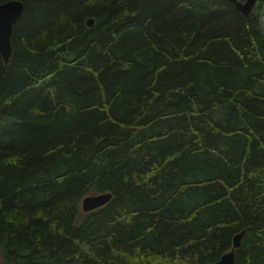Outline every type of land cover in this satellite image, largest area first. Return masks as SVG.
Returning a JSON list of instances; mask_svg holds the SVG:
<instances>
[{
  "label": "trees",
  "instance_id": "1",
  "mask_svg": "<svg viewBox=\"0 0 264 264\" xmlns=\"http://www.w3.org/2000/svg\"><path fill=\"white\" fill-rule=\"evenodd\" d=\"M22 1L0 53L1 263L213 264L244 230L234 264H264L255 11Z\"/></svg>",
  "mask_w": 264,
  "mask_h": 264
},
{
  "label": "water",
  "instance_id": "2",
  "mask_svg": "<svg viewBox=\"0 0 264 264\" xmlns=\"http://www.w3.org/2000/svg\"><path fill=\"white\" fill-rule=\"evenodd\" d=\"M244 14L252 10L256 0H229ZM24 10L22 0H6L0 3V53L5 64L9 63L13 52L12 34L14 25L21 17ZM95 23L94 17L88 19V24ZM112 198V192L92 193L82 198V208L85 211L95 209L106 204ZM244 230H240L232 237V245L227 252L222 254L213 264H234V249L239 246ZM0 264L1 261H0Z\"/></svg>",
  "mask_w": 264,
  "mask_h": 264
},
{
  "label": "rangeland",
  "instance_id": "3",
  "mask_svg": "<svg viewBox=\"0 0 264 264\" xmlns=\"http://www.w3.org/2000/svg\"><path fill=\"white\" fill-rule=\"evenodd\" d=\"M253 11H255L259 17L260 26L264 27V0H257L255 2V6L253 7Z\"/></svg>",
  "mask_w": 264,
  "mask_h": 264
},
{
  "label": "bare ground",
  "instance_id": "4",
  "mask_svg": "<svg viewBox=\"0 0 264 264\" xmlns=\"http://www.w3.org/2000/svg\"><path fill=\"white\" fill-rule=\"evenodd\" d=\"M234 4V3H233Z\"/></svg>",
  "mask_w": 264,
  "mask_h": 264
}]
</instances>
